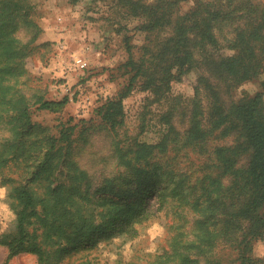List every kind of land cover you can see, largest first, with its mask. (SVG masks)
<instances>
[{
  "label": "rangeland",
  "instance_id": "374dc122",
  "mask_svg": "<svg viewBox=\"0 0 264 264\" xmlns=\"http://www.w3.org/2000/svg\"><path fill=\"white\" fill-rule=\"evenodd\" d=\"M211 2L14 0L16 48H0V264H42L33 252L10 257L2 243L18 235L17 189L34 198L30 216L46 209L47 223L33 217L28 235L37 230L47 264H264V226L248 234L243 198L217 150L235 147L241 172L251 154L234 135L189 138L198 102L208 113L211 101L198 84L216 53L193 30L213 19ZM229 31L217 32L222 44ZM263 84L264 73L229 100L256 96ZM56 210L67 211L57 224L69 233L83 217L88 235L60 259L55 242L69 236L40 229Z\"/></svg>",
  "mask_w": 264,
  "mask_h": 264
},
{
  "label": "trees",
  "instance_id": "16d2710c",
  "mask_svg": "<svg viewBox=\"0 0 264 264\" xmlns=\"http://www.w3.org/2000/svg\"><path fill=\"white\" fill-rule=\"evenodd\" d=\"M213 19L202 17L201 20L193 23V30L199 32L204 45L209 41L215 51L212 71L210 75H202L199 80L198 88L204 89L210 94L211 101L208 106V113L203 110L198 102V111L201 115L193 130L189 135L195 140L210 138L216 133L224 136L234 135L243 141L241 149L251 154L245 171L235 169V147L223 146L217 152L220 154V166L222 170L233 171L232 184L243 198V205L240 207L243 215L250 221L248 234L259 235L264 226V84L263 91L256 96L244 93L240 99L229 100L230 91L236 89L242 83L251 81L264 73V4L253 5L245 3L243 0H215L211 2ZM14 0H0V48L4 50L15 49L14 41L8 35L10 25L9 19L14 20L19 11ZM233 19L232 21H230ZM232 38H226V43L222 44L221 36L225 25H229ZM218 32V33H217ZM187 40V36L185 34ZM187 45H184L186 47ZM227 48L233 52L231 55L222 54V49ZM190 58L188 53L187 59ZM198 89V93H199ZM67 99L60 103L45 101L42 108L55 111V106L66 104ZM27 114V112H25ZM24 117L23 114H21ZM245 172V173H244ZM243 173V175H242ZM233 191V190H232ZM19 199L22 201V211L19 215L18 235H12L10 239L2 241L10 248V257L21 252H33L41 256L42 264L45 263L47 249L41 245L39 234L34 231L28 235V227L36 221L40 224L47 223L46 209L33 211L29 215V209H35L33 196L26 189L16 190ZM64 207V206H63ZM46 208V207H44ZM36 210V209H35ZM78 212L90 210L89 207L78 205ZM261 210L259 213L258 211ZM67 211L56 210L57 216L55 223L50 226L42 225L43 236L56 232L60 237L69 236L66 243L55 242L57 248L54 255L61 258L65 254L69 245L72 249H77L88 235H86L83 217L80 223H74V232L69 233L68 227L57 222ZM70 228V227H69ZM73 229V227H72ZM260 236V235H259ZM262 236V235H261ZM50 260V259H49Z\"/></svg>",
  "mask_w": 264,
  "mask_h": 264
},
{
  "label": "built area",
  "instance_id": "2783aa9c",
  "mask_svg": "<svg viewBox=\"0 0 264 264\" xmlns=\"http://www.w3.org/2000/svg\"><path fill=\"white\" fill-rule=\"evenodd\" d=\"M80 63H82V66L85 67L86 66V63H83L82 60H80Z\"/></svg>",
  "mask_w": 264,
  "mask_h": 264
},
{
  "label": "clouds",
  "instance_id": "9594fccd",
  "mask_svg": "<svg viewBox=\"0 0 264 264\" xmlns=\"http://www.w3.org/2000/svg\"><path fill=\"white\" fill-rule=\"evenodd\" d=\"M3 193V189H0V194H2Z\"/></svg>",
  "mask_w": 264,
  "mask_h": 264
}]
</instances>
